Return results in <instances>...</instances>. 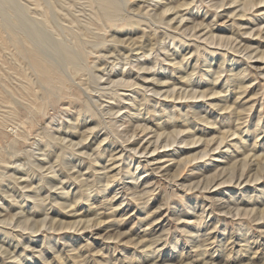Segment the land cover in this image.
Wrapping results in <instances>:
<instances>
[{
  "label": "rangeland",
  "instance_id": "obj_1",
  "mask_svg": "<svg viewBox=\"0 0 264 264\" xmlns=\"http://www.w3.org/2000/svg\"><path fill=\"white\" fill-rule=\"evenodd\" d=\"M0 172V264H264V0H0Z\"/></svg>",
  "mask_w": 264,
  "mask_h": 264
},
{
  "label": "bare ground",
  "instance_id": "obj_2",
  "mask_svg": "<svg viewBox=\"0 0 264 264\" xmlns=\"http://www.w3.org/2000/svg\"><path fill=\"white\" fill-rule=\"evenodd\" d=\"M99 2V1H98ZM103 4V3H102ZM61 6H62V4H61ZM105 6V5H104ZM48 15H50V14H48ZM50 20V19H49ZM52 20V19H51ZM12 22V21H11ZM80 23V22H79ZM11 26V25H10ZM62 28V27H61ZM63 30V29H62ZM147 35V34H146ZM143 36H144V34H143ZM149 37V36H148ZM71 42V41H70ZM73 43V42H72ZM72 47H74V46H72ZM60 50V49H59ZM61 52V51H60ZM55 59V58H54ZM66 59V58H65ZM74 62V61H73ZM36 64V63H35ZM29 65V64H28ZM36 66H37V68L41 71V73H42V77H43V79L46 81V82H48V81H51V80H54L53 78H55V76L56 75H54L52 72H50L49 70H48V67L45 65V64H43V63H41L40 61H37V64H36ZM221 66V65H220ZM236 79V78H235ZM34 84V83H33ZM30 111H31V109H29ZM23 119V118H22ZM73 121V120H72ZM10 126V125H9ZM75 126V125H74ZM10 131H11V129H10ZM232 131V130H231ZM36 148H38L37 146H35ZM146 147H144V149H145ZM9 151V150H8ZM8 153V152H7ZM10 155V154H9ZM8 155V156H9ZM13 155V154H12ZM67 155V154H66ZM4 156V155H3ZM11 157V156H10ZM42 164V163H41ZM38 165H39V163H37V164H35V166L36 167H38ZM35 166L33 167V165H32V167H33V169L35 168ZM40 167H42V166H40ZM3 168V167H2ZM31 170L30 169H25L23 172H22V175H24V174H26V176H28V174H29V172H30ZM39 172V171H38ZM1 173V172H0ZM40 175V174H39ZM21 176V175H20ZM32 178V177H31ZM74 180V179H73ZM35 199H37V198H35ZM37 209V208H36ZM20 216V215H19ZM21 218H22V216H21ZM5 229H3L2 227H0V231H2V233H3V231H4ZM1 233V232H0ZM257 262V261H256Z\"/></svg>",
  "mask_w": 264,
  "mask_h": 264
}]
</instances>
